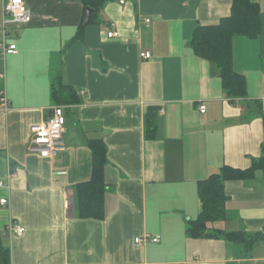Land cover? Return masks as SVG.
<instances>
[{"label": "crops", "instance_id": "1", "mask_svg": "<svg viewBox=\"0 0 264 264\" xmlns=\"http://www.w3.org/2000/svg\"><path fill=\"white\" fill-rule=\"evenodd\" d=\"M120 1L103 5L74 40L85 17L79 1L24 0L29 17L12 35L16 53L0 58L9 102L0 111V181L18 171L10 192L0 188V200H9L0 206L9 264H264V239L246 254L223 237L186 234L200 213L197 183L223 166L246 170L264 154V0H254L259 35L231 42L233 71L246 84L240 98L226 95L215 64L190 42L197 26L230 14L231 0ZM110 24L117 38H107ZM59 85L76 103L62 105L67 150L48 159L27 144ZM93 141L106 149L102 220L79 218L74 195L91 178ZM224 190L225 217L208 229L260 232L262 175L227 181ZM9 220L24 228L21 236L4 234ZM144 235L159 241L135 246Z\"/></svg>", "mask_w": 264, "mask_h": 264}, {"label": "trees", "instance_id": "2", "mask_svg": "<svg viewBox=\"0 0 264 264\" xmlns=\"http://www.w3.org/2000/svg\"><path fill=\"white\" fill-rule=\"evenodd\" d=\"M84 11L90 10L88 22L81 24L77 30L74 40L81 39L84 27L89 24L96 13L106 3L113 0H77ZM230 14L221 19L216 25L197 26L192 34L191 46L197 56L203 60L215 64L219 71L222 89L230 98L244 97L246 94L245 79L237 74L232 68V39L235 36L255 38L260 33L261 15L259 5L254 0H231ZM70 88L59 85L58 90L51 88V100L54 105H68L76 103L70 95L65 93ZM264 132V115L262 116ZM148 136L154 135L155 123L149 118L147 120ZM264 134V133H263ZM92 158V173L88 182L77 186L75 200L77 216L81 219L102 220L104 218V167L105 146L100 141L89 144ZM256 173L264 178V154L253 159L246 170L233 169L228 166L220 168L217 174L197 183V194L200 201V213L196 220L190 221L186 234L192 239L223 237L231 243L242 244L247 254L255 244L264 239V226L260 232L245 234L243 232H230L209 230L208 223L222 220L225 217V195L224 184L227 181L249 180ZM9 252L0 243V264H9Z\"/></svg>", "mask_w": 264, "mask_h": 264}, {"label": "built area", "instance_id": "3", "mask_svg": "<svg viewBox=\"0 0 264 264\" xmlns=\"http://www.w3.org/2000/svg\"><path fill=\"white\" fill-rule=\"evenodd\" d=\"M123 0L120 1V4ZM29 11L26 8L24 0H3L1 6V36H0V58L4 59L6 56L16 53V45L11 42L12 35L17 36L19 29L27 24ZM149 20H144L145 26H148ZM107 38H117L118 32L114 28V24H110V29L106 32ZM149 52H142L140 57L142 59L150 58ZM0 79L5 80L4 71L0 74ZM8 99L5 88L0 92V111L6 113L8 111ZM204 104H200L198 109L200 114H204ZM64 106L54 105L50 109V115L46 120L32 126L30 128V138L27 144V151L31 154L40 155L48 159H54L60 154L66 152L67 146L64 140V126L65 117L63 112ZM17 170L10 168L8 170L7 181H0V188H4L10 192V182L17 176ZM0 206L9 207L8 198L0 200ZM24 228L14 224L12 221L6 225L4 234L12 236H21L24 233ZM158 236L144 235L134 240V244L140 247L144 242L157 243Z\"/></svg>", "mask_w": 264, "mask_h": 264}, {"label": "water", "instance_id": "4", "mask_svg": "<svg viewBox=\"0 0 264 264\" xmlns=\"http://www.w3.org/2000/svg\"><path fill=\"white\" fill-rule=\"evenodd\" d=\"M90 14H91V11L89 9L86 10L85 17H84V24H86L88 22V19H90L89 18Z\"/></svg>", "mask_w": 264, "mask_h": 264}]
</instances>
